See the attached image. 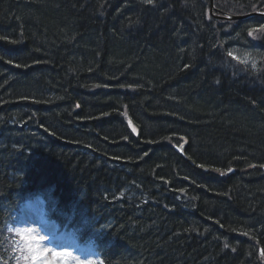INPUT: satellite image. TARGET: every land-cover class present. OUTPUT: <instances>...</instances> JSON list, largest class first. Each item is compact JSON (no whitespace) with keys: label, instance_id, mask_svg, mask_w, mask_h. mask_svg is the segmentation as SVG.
<instances>
[{"label":"trees","instance_id":"1","mask_svg":"<svg viewBox=\"0 0 264 264\" xmlns=\"http://www.w3.org/2000/svg\"><path fill=\"white\" fill-rule=\"evenodd\" d=\"M214 6L239 15L264 0ZM208 8L0 0V230L4 206L44 192L101 217L107 264H262L264 67L229 55L237 33L263 48L264 36L255 17Z\"/></svg>","mask_w":264,"mask_h":264},{"label":"rangeland","instance_id":"2","mask_svg":"<svg viewBox=\"0 0 264 264\" xmlns=\"http://www.w3.org/2000/svg\"><path fill=\"white\" fill-rule=\"evenodd\" d=\"M182 1L184 2L185 0ZM260 13H262V15H258L260 18L257 19V22L262 27L261 29H259V32L264 36V9L263 11H260ZM248 32L255 33L256 35L258 34V30L252 28V26L248 28ZM256 42L259 44L257 39L254 37V34L251 35L250 38H247L246 33L241 35L237 33V35L234 36L231 40V44H233V46L230 47V52L232 54H230L229 56L232 60L237 61L244 67H248L252 70H259L263 68L264 48L260 45L259 47H257ZM177 146L179 145L177 144ZM155 190L156 189H152V193L155 192ZM158 190H162L160 186L158 187ZM174 199L175 205L181 210H185L183 207L184 204L179 201L178 197L175 196ZM26 209L29 210L28 207H26ZM81 221L86 226L91 227H95L97 224H99V222H104L101 217L96 214L90 218V222H84L83 220ZM33 229L34 226H30L29 224L24 225L23 222L16 220L15 225L3 231L9 241H11V239H18V243L15 248L14 264H89L87 258L80 259L73 255H59L56 252H48L44 249L43 244L40 241L41 237L38 234H36L37 237L32 234H35L36 232ZM22 236L24 237V239L21 238ZM262 264H264V259Z\"/></svg>","mask_w":264,"mask_h":264},{"label":"bare ground","instance_id":"3","mask_svg":"<svg viewBox=\"0 0 264 264\" xmlns=\"http://www.w3.org/2000/svg\"><path fill=\"white\" fill-rule=\"evenodd\" d=\"M208 4H209V0H208ZM212 6H213V8L212 9H210V4H209V8H208V13L209 12H211V11H213V10H217V11H219L218 9H216L215 8V6H214V0H212ZM222 13V15L221 16H218V18L217 19H220V20H223V21H236V20H247V19H250V18H253V17H255L256 19H259L260 17L258 16V15H262V13H260V12H257V13H252V14H250V16H246L245 18H242V19H240V18H238V19H231V20H228V19H225V18H222V17H225L226 15H232V14H230V13H226V12H221ZM243 15H249V14H240V15H238V16H243ZM103 20H104V18H102ZM7 66H10V67H12V69L13 70H18V69H20L19 68V65L17 66V62H15V61H13V62H7V63H5ZM89 88L88 89H83V91L86 93V92H88L89 93ZM36 98H40V97H38V96H35ZM37 101V100H36ZM40 101V100H39ZM41 102V101H40ZM38 104H41V103H38ZM27 108V107H26ZM79 107H77L76 109H78ZM14 115L12 114L11 115V118L13 117ZM10 118V119H11ZM9 119V120H10ZM14 120H16V124H21V125H23V127H24V129H28L27 128V126H26V123L27 122H25V121H23V119H21V118H19L18 120L17 119H15V117L13 118ZM183 158H185V157H183ZM204 170H207L206 168H204ZM260 170L261 171H263L264 172V166H262V167H260ZM231 171H233V170H228L227 171V173H229V172H231ZM226 173V174H227ZM70 202H73V203H77V204H79V205H81L82 206V204L80 203V199L79 198H75V199H71L70 200ZM82 208L84 209V206H82Z\"/></svg>","mask_w":264,"mask_h":264},{"label":"water","instance_id":"4","mask_svg":"<svg viewBox=\"0 0 264 264\" xmlns=\"http://www.w3.org/2000/svg\"><path fill=\"white\" fill-rule=\"evenodd\" d=\"M209 4H210V9H212V8H213V6H212V0H209ZM246 16H250V14H249V15H243V16H238V15H226L225 17H222V18H225V19L231 20V19H238V18L242 19V18H245Z\"/></svg>","mask_w":264,"mask_h":264},{"label":"snow or ice","instance_id":"5","mask_svg":"<svg viewBox=\"0 0 264 264\" xmlns=\"http://www.w3.org/2000/svg\"><path fill=\"white\" fill-rule=\"evenodd\" d=\"M149 2H150V0H149ZM21 238H22V239H24V237H23V236H22ZM225 247H227V245H225ZM61 255H62V254H61Z\"/></svg>","mask_w":264,"mask_h":264}]
</instances>
